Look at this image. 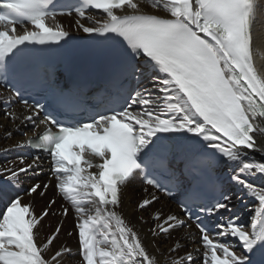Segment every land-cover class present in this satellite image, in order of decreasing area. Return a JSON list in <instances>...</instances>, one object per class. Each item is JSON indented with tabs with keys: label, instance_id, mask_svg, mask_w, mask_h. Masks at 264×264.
<instances>
[{
	"label": "snow or ice",
	"instance_id": "snow-or-ice-1",
	"mask_svg": "<svg viewBox=\"0 0 264 264\" xmlns=\"http://www.w3.org/2000/svg\"><path fill=\"white\" fill-rule=\"evenodd\" d=\"M73 13L72 28L59 22ZM261 18L264 0H0V85L10 90L4 115L33 125L26 140L2 150L21 154L0 164V264H68L72 250L54 245L62 221L43 235L56 199L40 213L33 205L53 181L76 217L80 264H196L192 252L178 254L179 240L165 257L126 221L124 197L137 179L146 194L139 209L162 192L179 199L186 217L155 211L154 237L195 220L203 264H264V160L255 157L264 155V72L253 59ZM82 39L107 66L91 95L87 79L62 85L49 71L54 52ZM33 91L45 103L22 98ZM16 99L20 112L11 107ZM25 149L35 155L26 158ZM43 153L50 177L27 189L25 203L15 189L21 176L41 174ZM225 162L230 180L258 201L250 224L236 215L214 226L201 219L233 211L217 174ZM68 213L62 205L59 215Z\"/></svg>",
	"mask_w": 264,
	"mask_h": 264
},
{
	"label": "bare ground",
	"instance_id": "bare-ground-1",
	"mask_svg": "<svg viewBox=\"0 0 264 264\" xmlns=\"http://www.w3.org/2000/svg\"><path fill=\"white\" fill-rule=\"evenodd\" d=\"M96 15L98 18H102V12L92 13ZM76 16L73 14L72 16H58L59 22H61L66 28H72V25L75 23ZM86 24H89L88 21H83ZM89 26H91L89 24ZM75 35L83 36L87 35L84 34L82 31L79 33L75 32V29H72ZM257 30L262 34L261 39L257 40L254 44V47L258 49L256 54L254 55V66L257 69L258 73L264 72V18H261L257 25ZM0 93L3 95L0 96V102L7 99L9 93L2 88H0ZM12 108L16 109L17 112L23 110L22 105H14ZM27 115V113H25ZM22 120V117H21ZM21 120H17L15 122L8 120L5 118L4 109L0 106V125L4 127H0V164L5 163L7 160H13L16 158L17 155L21 154L16 151H11L8 153H3L4 148L11 147L16 143L26 140L27 137L23 135V133H28L30 136L32 134V123L27 122L21 124ZM38 122V121H37ZM20 127V131H16V127ZM11 131L12 136L10 138H5V132ZM28 149L23 151V154L26 158L31 159V155H35V153L31 152ZM255 157L257 160H264V155L261 153H256ZM180 162L177 161V164ZM41 174L39 176H34L29 173L28 177L21 176V183L15 189L18 195H21L24 199V202L27 203L29 197L26 195L27 189L35 183L37 180L40 182H46L50 177V160L41 157ZM231 174V166L225 162L223 165L220 166V176L224 181L225 188L228 190L227 194L231 195V207L232 213H228L224 210L220 211V214L225 215V218L229 217L230 215L239 216L241 221L247 222L250 224V217L254 213L251 209L254 207L258 201H255L252 197H250L246 192H244L239 185H235L230 180ZM53 186L49 188L47 194L44 197H40L38 195L34 196L33 205L36 213H40L43 210V207L47 204V202L55 198L56 203L53 208L50 210V213L54 212L57 215L49 214L42 223L45 225L43 235L47 236L50 235L52 231L55 230V226L57 223L62 221V230L59 234V238L54 241V245L57 246V250L59 246H66L72 250L71 255H65L64 259L68 261V264H80L81 257L78 253L79 249V242L78 236L73 231L76 217L74 212L71 209V205L68 204L62 196H59L56 193V189ZM264 186V185H259ZM142 183L139 179H137L132 186H130L125 194L124 197V204L122 209V215L126 219V221L130 222L132 225H135L136 229L140 231V235L142 241L145 244L154 241L156 245L159 246L161 252L165 254L167 257L169 254L167 253V249L173 245L177 240L180 241L182 247L180 248L179 255H184L187 252H192L193 256L196 257V264H203V245L200 241V235L191 225L190 228L181 227L178 229L173 230L169 235L164 234H157L155 237L153 236L152 232L150 231L151 228L155 225L156 221L153 220L152 214L160 210L163 214L167 215L170 213H174L184 219L177 207L167 200L162 195L156 193L158 200L153 202V204L147 208L146 210L139 209L137 207L139 201L145 197V193L142 190ZM151 191V189H150ZM239 197V198H238ZM65 206L69 208V213L67 216H60L59 213L61 212V206ZM4 210V205L0 204V214H2ZM143 217V220L140 218ZM189 223V222H188ZM69 232H73L71 236L68 235ZM235 242L236 241H232ZM50 247H52L50 245ZM196 249H199L197 251ZM234 251H241L239 247L233 249ZM177 255V254H171ZM163 264V258H162Z\"/></svg>",
	"mask_w": 264,
	"mask_h": 264
},
{
	"label": "rangeland",
	"instance_id": "rangeland-1",
	"mask_svg": "<svg viewBox=\"0 0 264 264\" xmlns=\"http://www.w3.org/2000/svg\"><path fill=\"white\" fill-rule=\"evenodd\" d=\"M232 243H235V242H232Z\"/></svg>",
	"mask_w": 264,
	"mask_h": 264
}]
</instances>
